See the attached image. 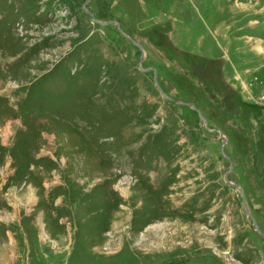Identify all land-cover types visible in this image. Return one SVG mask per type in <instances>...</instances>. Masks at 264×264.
Listing matches in <instances>:
<instances>
[{
    "label": "rangeland",
    "instance_id": "374dc122",
    "mask_svg": "<svg viewBox=\"0 0 264 264\" xmlns=\"http://www.w3.org/2000/svg\"><path fill=\"white\" fill-rule=\"evenodd\" d=\"M0 264H264V0H0Z\"/></svg>",
    "mask_w": 264,
    "mask_h": 264
},
{
    "label": "water",
    "instance_id": "95a60500",
    "mask_svg": "<svg viewBox=\"0 0 264 264\" xmlns=\"http://www.w3.org/2000/svg\"><path fill=\"white\" fill-rule=\"evenodd\" d=\"M89 1H90V0H88V2H89ZM114 23H115V22H114ZM116 25L118 26V29L120 30V32H121L126 38H129L126 34H124V33L122 32L120 25L117 24V23H116ZM133 43H134L137 47L141 48V45H140L139 43H137V42H135V41H133ZM142 64H143V61H141L140 64H139V67H140V69H141L142 71H153V70H144V69L142 68ZM153 72H154V71H153ZM154 82H155V84L159 87V84H158V77H157V74H156L155 72H154ZM159 90L161 91V94L163 95V97H164L165 99H167V100H171V98H170L165 92H163V90H162L161 88H159ZM172 101H173V100H172ZM173 102H175L176 104H182V103H180V102H178V101H173ZM183 105H184V104H183ZM186 105H188L189 107L195 109V110L198 112V114L201 115V112H200L198 109H196L195 105H193V104H186ZM203 120L206 122L205 118H203ZM206 123H207V122H206ZM209 131H211V130H209ZM218 132H219V131H218ZM219 133H220V138H221V140H222V142H223L222 156H223L224 159H226V160H230L229 157H228V156L225 154V152H224V148H225V146H226V144H227L226 141H225V138H224V136H223V134H222L221 132H219ZM228 175H229V174H227V177H228ZM227 177H226V182H227V184L230 185V186L233 187V188L239 189L235 184H233L232 182H230V181L227 179ZM242 194H243V193H242ZM243 196H244V194H243ZM255 229H256V231H257L258 234H261L260 230L258 229V227H257L256 225H255Z\"/></svg>",
    "mask_w": 264,
    "mask_h": 264
}]
</instances>
